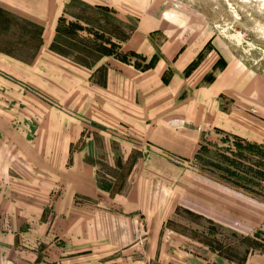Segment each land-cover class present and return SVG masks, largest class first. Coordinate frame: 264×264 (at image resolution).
<instances>
[{
    "label": "rangeland",
    "instance_id": "rangeland-1",
    "mask_svg": "<svg viewBox=\"0 0 264 264\" xmlns=\"http://www.w3.org/2000/svg\"><path fill=\"white\" fill-rule=\"evenodd\" d=\"M116 3L122 14H132L129 22L122 23L104 8L88 10L77 4L62 18L58 34L45 47L42 27L0 7V203L8 205L0 210L8 220L0 227V253L8 263L20 264L10 257L14 250L8 249L10 236L5 234L27 231L15 225L11 203L16 204L17 215L33 201L51 206L60 193L59 177L64 172L83 171L72 167L79 158L93 165L100 187L114 193L126 192L140 170L143 175L137 182L150 194L162 189L169 193L173 188L187 195L191 176L207 174L219 179L224 174L214 166H226L222 153L234 148V142L264 144L263 2ZM152 15L162 20L154 41L169 42L178 49L177 57L186 52L180 59L188 63L174 65L177 76L170 68L161 86L151 88L169 95H164L162 104L157 100L162 113L148 115L136 109L132 112L125 95L109 99L103 89L111 63L130 64L142 71L157 63L158 54L146 59L120 46L140 20ZM91 16L106 23L84 24L80 19ZM110 105L126 107L132 115L118 108L119 114L108 115ZM212 224L182 208L172 225L178 238L168 229L164 246L173 244L189 258L204 257L210 264H244L248 255L261 254L247 239L251 236L242 238ZM57 228L51 226L50 232L55 235ZM44 230L39 228V234H45ZM258 231L254 241L264 249V225ZM145 232L142 224L134 237L140 245L133 254L137 261L143 259ZM208 246L221 252L220 263ZM135 261L132 257L127 264Z\"/></svg>",
    "mask_w": 264,
    "mask_h": 264
},
{
    "label": "crops",
    "instance_id": "crops-1",
    "mask_svg": "<svg viewBox=\"0 0 264 264\" xmlns=\"http://www.w3.org/2000/svg\"><path fill=\"white\" fill-rule=\"evenodd\" d=\"M77 4L88 10L104 8L106 12L114 13L122 23L132 19L130 17L132 14L126 16L120 12L116 0H0V7L42 27L43 47L50 45L58 34L60 21ZM121 7L123 8V4ZM91 17L93 19L87 17L80 19L84 24L96 22L98 26H102L106 23L103 18L98 20L99 17ZM105 17L109 19L108 16ZM161 23L160 18L153 15L146 16L120 44L123 50L143 54L146 59L158 54L159 59L154 67L142 71L130 64L111 63L108 70L106 87H103V90L107 92L109 99L125 95L130 107L132 104L134 108H130L132 112L136 109L140 114L162 113V105L159 109L157 100L162 104L161 99L167 93L156 92L151 88L155 85L161 86L160 80L170 68L177 76L178 70H175L174 65L181 63L180 58L186 53L177 57L178 49L171 48L169 42L160 45L154 41V32L160 31ZM157 47L161 51H158ZM186 63L188 62H182L184 66ZM126 87L128 89H125ZM117 108L115 105L107 106L108 115L119 114ZM118 109L124 115H132L126 107ZM107 120L110 121L111 118ZM147 128L148 125L145 129ZM72 167L82 168L83 171L64 172L59 177L57 185L60 193L53 199L51 206L33 201L34 204L29 209L22 210L20 215H17L19 212L16 210V204L11 203V212H16L15 225L27 230L24 234L19 229L13 234H5L10 236L7 242L10 245L8 249L14 250L10 257L18 260L20 264H29L27 259H30L32 264H43L44 261L45 264H127L132 257L136 259L132 264H151L154 260L157 264H203L202 261L210 264V261L204 257L189 258L173 244L169 247L164 246V237L168 229L178 238V233L172 225L174 218L180 216L182 208L187 214H197L214 223L212 225L217 223L231 229L235 235L251 236L247 239L255 246L253 249L261 254L248 255L244 264H264L263 246L256 241L259 238L258 230L264 225L262 197L207 174L199 175V178L194 175L190 177L188 187L190 193L188 192L187 195L173 188L169 193H164L162 189L160 193L150 194L146 186L141 187L142 185L137 182V177L143 175L140 170L137 171V177L127 191L117 194L100 187L93 165L84 162L82 158L74 161ZM157 189V187L153 188V190ZM7 206L0 203V210ZM7 221L0 213V227L7 225ZM142 224L146 227V244L143 259L139 257L140 260L137 261V256L133 254L140 250V245L134 237ZM49 226L58 227L55 235L50 232ZM39 228H44L45 234H39ZM52 235L56 236V239H52ZM183 235L190 239L189 235ZM208 247L214 256L218 255L220 258V251ZM0 258H4L2 253ZM6 259L5 257L2 263L11 264ZM221 260L220 258L218 263ZM231 262L228 263L236 264Z\"/></svg>",
    "mask_w": 264,
    "mask_h": 264
},
{
    "label": "trees",
    "instance_id": "trees-1",
    "mask_svg": "<svg viewBox=\"0 0 264 264\" xmlns=\"http://www.w3.org/2000/svg\"><path fill=\"white\" fill-rule=\"evenodd\" d=\"M234 144V148H228L222 153L226 166L221 167V163L214 166L224 173L218 175L219 179L264 198V144L244 140H238ZM196 158H200V154Z\"/></svg>",
    "mask_w": 264,
    "mask_h": 264
},
{
    "label": "bare ground",
    "instance_id": "bare-ground-1",
    "mask_svg": "<svg viewBox=\"0 0 264 264\" xmlns=\"http://www.w3.org/2000/svg\"><path fill=\"white\" fill-rule=\"evenodd\" d=\"M256 1H259V2H263L264 3V0H256Z\"/></svg>",
    "mask_w": 264,
    "mask_h": 264
}]
</instances>
